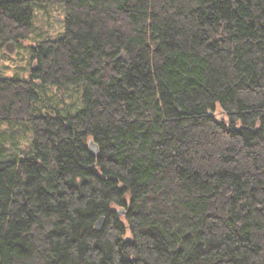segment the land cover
Wrapping results in <instances>:
<instances>
[{
    "label": "trees",
    "instance_id": "obj_1",
    "mask_svg": "<svg viewBox=\"0 0 264 264\" xmlns=\"http://www.w3.org/2000/svg\"><path fill=\"white\" fill-rule=\"evenodd\" d=\"M37 5L64 33L0 77V264H264V0H0V47Z\"/></svg>",
    "mask_w": 264,
    "mask_h": 264
},
{
    "label": "rangeland",
    "instance_id": "obj_2",
    "mask_svg": "<svg viewBox=\"0 0 264 264\" xmlns=\"http://www.w3.org/2000/svg\"><path fill=\"white\" fill-rule=\"evenodd\" d=\"M33 33L29 40L25 41L21 47L14 49V47H0V77L1 78H28L29 74V49L34 47L40 40H57L63 36L64 33V9L59 5H37L33 7ZM36 37L38 39H36ZM10 49L13 52L11 53ZM21 49V50H20ZM49 94L53 95L55 92L64 94V99H68L72 95L69 91L57 89L56 87H48ZM65 92V93H64ZM73 97V96H72ZM74 98V97H73ZM81 109V108H80ZM75 113V112H74ZM224 115L217 106L216 118L220 119ZM7 125L0 127L2 133ZM2 140V139H1ZM28 140L31 141L30 131L28 129V136H21L17 140V150H22L28 146ZM11 148L10 145H6Z\"/></svg>",
    "mask_w": 264,
    "mask_h": 264
},
{
    "label": "water",
    "instance_id": "obj_3",
    "mask_svg": "<svg viewBox=\"0 0 264 264\" xmlns=\"http://www.w3.org/2000/svg\"><path fill=\"white\" fill-rule=\"evenodd\" d=\"M88 149H89V152H90L91 156H93V157H97L98 156L97 147L92 142V140H90L89 143H88ZM103 222H104V218L102 217L95 223V230L96 231H100V229L102 228Z\"/></svg>",
    "mask_w": 264,
    "mask_h": 264
}]
</instances>
